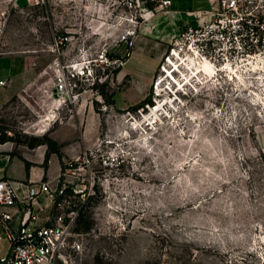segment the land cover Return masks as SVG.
<instances>
[{
    "label": "rangeland",
    "instance_id": "1",
    "mask_svg": "<svg viewBox=\"0 0 264 264\" xmlns=\"http://www.w3.org/2000/svg\"><path fill=\"white\" fill-rule=\"evenodd\" d=\"M257 1L248 10L259 6L264 12V0ZM18 4L0 33V79L8 80L9 59L15 70L0 113V145L12 155L43 145L46 154L47 144L35 143L50 138L60 152L91 150L94 196L77 224L87 233L81 264H264V107L256 95L264 99L261 74L252 73L247 86L196 80L190 81L195 88L185 89L168 73L157 89H171L168 76L178 88L174 97L169 92L161 98L152 84L162 75L168 44L146 97L135 104L117 108L111 102L113 89L126 84L116 80L122 65L96 61L92 75L84 69L75 80L70 102L57 106L49 96L53 61L64 71H81L97 52L127 58L137 38H144L142 25L161 20L158 26L170 31L168 19L154 11L133 24L115 18L107 4L82 0ZM201 6L209 9L210 0L186 7ZM187 17L179 19L180 28ZM57 35L68 37L59 58L51 52ZM149 108L147 124L137 126ZM88 116L92 131L85 137ZM69 157L58 156L61 167ZM4 247L2 242L0 255Z\"/></svg>",
    "mask_w": 264,
    "mask_h": 264
},
{
    "label": "built area",
    "instance_id": "2",
    "mask_svg": "<svg viewBox=\"0 0 264 264\" xmlns=\"http://www.w3.org/2000/svg\"><path fill=\"white\" fill-rule=\"evenodd\" d=\"M45 1L24 0L26 5L32 6H42ZM82 1L93 7L107 4L113 9L115 18H124L133 24L154 11H167L171 5V0ZM255 3L259 5L257 0H210L209 9L189 12L191 20L178 30L162 57L159 69L162 76L169 70L176 78L184 80L181 70L186 74H192V70L200 74L199 63L207 61L214 69L215 81L223 78L230 81L232 77L237 78L236 72L246 79L252 77V64L264 58V12L259 6L255 12L248 10ZM16 7H19L18 0H0V33L10 10ZM129 34L122 39L127 41ZM67 41L66 35L54 37L51 52L59 58ZM84 45L85 42L81 44L83 50ZM131 45L127 42V47ZM124 56L127 58L106 51L97 52L88 61L90 68L84 66L81 71L73 66L64 71L58 60L53 61L56 71L50 98L57 104H67L73 96L75 80L85 74L84 69L92 75L91 63L99 61L119 67L130 56L129 50ZM158 79L152 84L155 96ZM4 85L6 82L0 80V86ZM53 88L56 97H53ZM169 92L174 96L172 90ZM181 93L186 94L185 91ZM114 157L115 160L119 158L118 155ZM92 159L91 150L84 149L80 155L65 161L55 183L51 184L48 179L28 180L22 183V191L16 189L13 181L0 177V244L5 242L0 264H81L83 238L87 233L77 229V224L94 196Z\"/></svg>",
    "mask_w": 264,
    "mask_h": 264
},
{
    "label": "crops",
    "instance_id": "3",
    "mask_svg": "<svg viewBox=\"0 0 264 264\" xmlns=\"http://www.w3.org/2000/svg\"><path fill=\"white\" fill-rule=\"evenodd\" d=\"M205 0H186L183 3L179 0H171V5L167 11L159 12L157 15L162 18L168 19V23L171 27L170 31L161 29L158 26L161 20H151L146 26L142 25L141 32L144 38H137L135 46L132 50L131 56L127 59L122 66L118 68L116 73V80L126 84L122 87L114 88L111 93V102L117 108H124L135 104L146 97L147 91L150 87L154 71L158 62V59L165 51V47L168 46L172 38L178 32L181 21L184 19L187 21L188 13L191 11H204L207 10L203 6L194 9H188V5H194L195 3L201 4ZM209 1V0H207ZM160 41V42H159ZM161 42L163 44H161ZM166 45V46H165ZM9 77L8 80H4L9 84L12 80L14 73L13 61L9 59ZM13 72V73H12ZM0 86L4 89L0 98V113L3 111V105L9 98V91L6 87ZM92 118L88 116L85 122L84 136H88L87 130L92 131V124H90ZM84 142V141H82ZM46 146L40 145L39 147L31 151H22L17 155L9 152L7 145H0V177L13 181L14 186L18 191H22V183L28 180L37 181L39 179L49 180L51 184L55 183L57 174L61 168L59 158L56 153H50L48 157L47 167L45 168L43 162L45 159ZM61 153L63 157L65 155L74 157L73 150L64 148ZM27 163V167H26Z\"/></svg>",
    "mask_w": 264,
    "mask_h": 264
},
{
    "label": "bare ground",
    "instance_id": "4",
    "mask_svg": "<svg viewBox=\"0 0 264 264\" xmlns=\"http://www.w3.org/2000/svg\"><path fill=\"white\" fill-rule=\"evenodd\" d=\"M259 61V62H258ZM258 61L257 62H255V63H253L252 64V68H253V71L255 72V73H257V75H259V74H261V76H259L258 77V80L260 81V84H261V86L263 87L264 86V58H258ZM200 65H199V70L201 71L200 72V74H198V73H195L193 70L191 71L192 72V74H190V73H185V72H183L182 70L180 71L181 73H182V75H183V78H185L184 80L182 79V80H180V79H178V78H176L175 76H174V74L172 73V72H170L169 70H167V73L165 74V76H159V79H158V81H157V85H156V89H157V86H158V84L160 83V80L162 79V78H166L167 77V75H168V73L169 74H172V76H173V78L177 81V82H179L180 83V85L181 86H183L185 89L188 87V86H192V87H194L192 84L194 83L195 84V81L197 80H199V81H204L205 83H210V82H215L217 85L221 82V81H225V82H228V80L226 79V78H223V79H220V80H217V81H215V78H213V76H214V69L212 68V66L207 62V61H203V62H201V63H199ZM174 69H176V68H174ZM229 75V74H228ZM236 75H237V78H234V77H232L231 79H230V81H229V83H238V84H240L241 86H247V84H250L251 83V81L253 80L251 77L250 78H248V79H246L245 77H244V75H242V74H239L238 72H236ZM168 79H170V87H171V89L168 87V84H166V85H164L162 88H161V90H159V89H157V91H158V93H157V96H161V98L164 96V95H167V93H169V91L170 90H172L173 92H174V94L176 93V91H177V88H178V83H176L175 81H174V79H172L170 76H168ZM190 81L192 82V84H190ZM258 81V82H259ZM174 87H176L175 89H174ZM165 88H166V90H165ZM195 88V87H194ZM159 91H164V94H159ZM181 91H184V90H180V92ZM172 94L170 93L168 96H171ZM178 95V94H177ZM257 96H258V98H259V100L258 101H261V104L263 105V107H264V99H262V97L260 96V95H258V94H256ZM173 96V95H172ZM175 96V95H174ZM173 96V97H174ZM179 96V95H178ZM157 100H159V99H156V102L153 104L154 106H150V108H154L155 106H157L158 105V103H157ZM57 104V103H56ZM60 106V104H57V106ZM55 106V105H54ZM150 108H149V111L147 112V113H145V114H143V116H142V121H139V120H137L136 122H137V126H139V127H141V128H143L142 126L144 125V124H147V122L145 121V115H148L149 114V112H150ZM157 119V113H156V116H154V117H151V120L152 121H154V120H156ZM145 122V123H144ZM145 129V128H144Z\"/></svg>",
    "mask_w": 264,
    "mask_h": 264
},
{
    "label": "trees",
    "instance_id": "5",
    "mask_svg": "<svg viewBox=\"0 0 264 264\" xmlns=\"http://www.w3.org/2000/svg\"><path fill=\"white\" fill-rule=\"evenodd\" d=\"M2 141H4L3 136L0 137V142ZM42 142L47 144V149H48L47 153L45 154L44 166L47 164L49 153L53 152V153L58 154L59 157H61V152L59 151L58 144L54 140L50 138H42V139L39 138V140H37L35 144H40ZM26 167H27V163H26Z\"/></svg>",
    "mask_w": 264,
    "mask_h": 264
},
{
    "label": "water",
    "instance_id": "6",
    "mask_svg": "<svg viewBox=\"0 0 264 264\" xmlns=\"http://www.w3.org/2000/svg\"><path fill=\"white\" fill-rule=\"evenodd\" d=\"M55 91H56V90L53 88V89H52L53 97H56V93H55Z\"/></svg>",
    "mask_w": 264,
    "mask_h": 264
}]
</instances>
